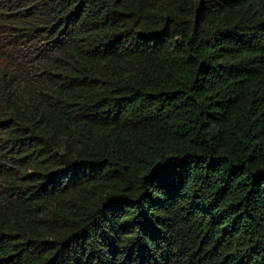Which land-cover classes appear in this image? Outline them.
I'll list each match as a JSON object with an SVG mask.
<instances>
[{"label": "trees", "instance_id": "1", "mask_svg": "<svg viewBox=\"0 0 264 264\" xmlns=\"http://www.w3.org/2000/svg\"><path fill=\"white\" fill-rule=\"evenodd\" d=\"M0 264H264V0H0Z\"/></svg>", "mask_w": 264, "mask_h": 264}]
</instances>
